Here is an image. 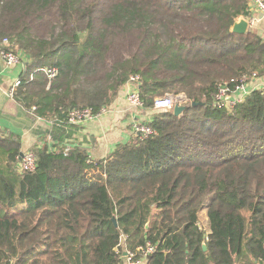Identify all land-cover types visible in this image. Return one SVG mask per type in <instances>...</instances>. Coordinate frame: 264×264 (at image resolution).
Instances as JSON below:
<instances>
[{"label": "trees", "instance_id": "obj_1", "mask_svg": "<svg viewBox=\"0 0 264 264\" xmlns=\"http://www.w3.org/2000/svg\"><path fill=\"white\" fill-rule=\"evenodd\" d=\"M250 14L249 0H0V50L24 66L12 97L51 122L22 173L21 137L0 130V264H264V91L216 99L264 76V38L231 30ZM131 76L150 133L93 159L69 114L109 107ZM165 95L200 104L153 110Z\"/></svg>", "mask_w": 264, "mask_h": 264}, {"label": "crops", "instance_id": "obj_2", "mask_svg": "<svg viewBox=\"0 0 264 264\" xmlns=\"http://www.w3.org/2000/svg\"><path fill=\"white\" fill-rule=\"evenodd\" d=\"M255 19L248 28L264 38V17L252 11ZM23 61L8 64L0 57V130L11 131L21 137L22 150L41 143L43 136L47 138L51 122L34 117L30 111L20 106L10 94L11 86L19 78L23 70ZM264 81L258 77L256 82ZM130 86L124 84L109 111L93 120L80 124V129L73 136L77 142L88 146L91 158H101L109 153L119 142L127 141L132 132V123L149 120L150 110L132 111L126 101V91ZM249 91L248 87L233 93V97L243 98ZM144 110V111H143ZM142 263V261H141ZM127 264V262H125Z\"/></svg>", "mask_w": 264, "mask_h": 264}, {"label": "built area", "instance_id": "obj_3", "mask_svg": "<svg viewBox=\"0 0 264 264\" xmlns=\"http://www.w3.org/2000/svg\"><path fill=\"white\" fill-rule=\"evenodd\" d=\"M249 8L251 11V14L249 16L243 17V19L247 20L248 23H252L255 19V16L252 14V11H256L259 14H262L264 17V0H249ZM0 57L5 60L8 64H15L20 61V57L17 54H14L10 51H4L0 50ZM42 72L46 74V76L51 79L54 77L57 73V70L55 67H49V68H43L41 69ZM32 77V76H31ZM30 77V78H31ZM258 76L253 73L248 80H243L239 85L235 86L234 90L231 93H228L227 88L220 87L217 94L216 99L220 105H223L227 108H232L235 106L237 102H239L242 98L241 97H233L234 92L238 90H243L245 87H248L249 92L252 90H262L264 91V81L256 82V79ZM130 87L126 91V101L128 103L129 108L134 111L138 112L142 110L144 107L143 101L141 100L139 91H138V76H131L127 83ZM20 85V80L16 79L11 86L10 94L13 95L16 87ZM175 104H185V98L183 95H165L161 97H157L153 100L152 109L153 110H170L173 109ZM109 111V107L102 108L99 112H91L89 109H75L72 110L69 114V122L73 124L80 125L82 123H85L87 121L93 120ZM152 116V115H150ZM151 118V117H150ZM149 118V119H150ZM132 132L136 134H141L143 136H147L150 133V130L148 127H146L144 124H142L141 121L133 122L132 123ZM47 139L50 141V136L47 135ZM41 144V143H39ZM22 156L18 159V162L16 164V169L19 173H22L24 171H32L35 166V155L31 150H24L22 152ZM140 251L143 253L144 256H146L148 253L153 252V246L150 244H147L144 248L140 249ZM126 259L125 261L127 264H140L141 260L134 261L131 259L132 253L125 252ZM144 259V257H142Z\"/></svg>", "mask_w": 264, "mask_h": 264}, {"label": "water", "instance_id": "obj_4", "mask_svg": "<svg viewBox=\"0 0 264 264\" xmlns=\"http://www.w3.org/2000/svg\"><path fill=\"white\" fill-rule=\"evenodd\" d=\"M260 16H262V14H260ZM249 23L247 20L240 18L238 19L236 22H234V24L231 27L232 32H237V33H244L246 32V30H248ZM200 103H195V102H191V103H185V104H175L172 112L174 115H180L183 113V111L187 108H189L190 106H194ZM22 152H20L18 159L22 156ZM203 249H206L205 244L203 243ZM123 255H126V253L124 252Z\"/></svg>", "mask_w": 264, "mask_h": 264}, {"label": "rangeland", "instance_id": "obj_5", "mask_svg": "<svg viewBox=\"0 0 264 264\" xmlns=\"http://www.w3.org/2000/svg\"><path fill=\"white\" fill-rule=\"evenodd\" d=\"M39 143H40V141H39ZM141 261L143 262V259H141Z\"/></svg>", "mask_w": 264, "mask_h": 264}, {"label": "bare ground", "instance_id": "obj_6", "mask_svg": "<svg viewBox=\"0 0 264 264\" xmlns=\"http://www.w3.org/2000/svg\"><path fill=\"white\" fill-rule=\"evenodd\" d=\"M187 103V102H186Z\"/></svg>", "mask_w": 264, "mask_h": 264}]
</instances>
